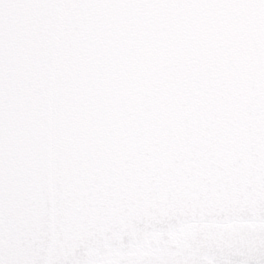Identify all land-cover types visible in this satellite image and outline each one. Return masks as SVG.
I'll list each match as a JSON object with an SVG mask.
<instances>
[{"label": "snow or ice", "instance_id": "snow-or-ice-1", "mask_svg": "<svg viewBox=\"0 0 264 264\" xmlns=\"http://www.w3.org/2000/svg\"><path fill=\"white\" fill-rule=\"evenodd\" d=\"M0 264H264V0H0Z\"/></svg>", "mask_w": 264, "mask_h": 264}]
</instances>
